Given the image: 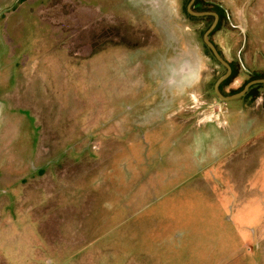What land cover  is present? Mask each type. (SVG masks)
<instances>
[{
  "label": "rangeland",
  "instance_id": "obj_1",
  "mask_svg": "<svg viewBox=\"0 0 264 264\" xmlns=\"http://www.w3.org/2000/svg\"><path fill=\"white\" fill-rule=\"evenodd\" d=\"M79 1L0 0V264H264V87L182 0ZM212 1L232 94L264 0Z\"/></svg>",
  "mask_w": 264,
  "mask_h": 264
},
{
  "label": "flooded vegetation",
  "instance_id": "obj_2",
  "mask_svg": "<svg viewBox=\"0 0 264 264\" xmlns=\"http://www.w3.org/2000/svg\"><path fill=\"white\" fill-rule=\"evenodd\" d=\"M121 1H122L120 3L121 7L128 6V8H130V7H133V6H131L132 5L131 3H134L135 6L138 4L141 7V1L142 0H138V1L135 0L134 2H131L130 0H121ZM182 1H184V4H185V6L183 4L184 12H185V14L187 15L188 18L196 19V20H206V19L210 20V22L208 23L206 29L204 30V32L202 34V44H203V48H204L205 52L208 55H210L213 58V60L218 65H220L222 68H224V72L219 77L216 78V80H215V82L213 84V92L217 96L218 99H220V98H219L218 94L216 93L214 86H215L216 81L227 72V67L216 59V57L212 53L211 49L207 46V44L204 41L205 32L210 28V26L214 22H215V25H214V27L212 28V30L209 32V34L207 36L208 40L214 46V48L216 49V51L220 55V57L227 63V65L229 66V69H230V72H229L228 76L225 79H223L218 85L219 93L222 96L227 97V96L233 95V94L241 91L244 88V86L250 81L257 80V79H264V73L252 75L245 82H243V84L241 86H239V88L234 90L232 94H226L224 92V87L227 86L228 84H230L236 78L238 73H237L235 64L230 62V61H227V59L224 57L222 51L212 41L211 36H212V34H214L221 27L223 21L228 20L229 11H228L227 8H225L222 5V3L220 1L215 2V1H212V0H209V1L208 0H192V3L190 5V7H189L190 10L192 12H195V13H202L200 15H196V14L190 13L189 10H188L189 9L188 8V4L190 3L191 0H182ZM185 1H186V3H185ZM236 27H239V26L236 25ZM242 33H243V31H242ZM245 39H246V34L243 33V45H244ZM0 66H1V63H0ZM157 75H158V73H157ZM260 86L264 87V82H258V83L251 84L247 88L245 93L243 95H241L240 97H238V98L245 97V98L252 99L253 101H255L256 99L259 98L260 94H259L258 90H259ZM238 98H234V99H230V100H223V101H231V100H235V99H238Z\"/></svg>",
  "mask_w": 264,
  "mask_h": 264
},
{
  "label": "water",
  "instance_id": "obj_3",
  "mask_svg": "<svg viewBox=\"0 0 264 264\" xmlns=\"http://www.w3.org/2000/svg\"><path fill=\"white\" fill-rule=\"evenodd\" d=\"M191 3H192V0L190 1V3L188 4V8L190 7V5H191ZM189 10V12L190 13H192V14H196V15H200V14H202V13H195V12H192L191 10H190V8L188 9ZM214 25H215V22L210 26V28L205 32V34H204V41H205V43L207 44V46L211 49V51H212V53L214 54V56L216 57V59L219 61V62H221L223 65H225L226 67H227V72L223 75V76H221L217 81H216V83H215V91H216V93L218 94V96H219V98L221 99V100H230V99H234V98H238V97H240L241 95H243L244 93H245V91L247 90V88L251 85V84H253V83H258V82H264V79H257V80H253V81H250V82H248L245 86H244V88L241 90V91H239V92H237V93H235V94H233V95H230V96H227V97H225V96H222L220 93H219V91H218V85H219V83L223 80V79H225L227 76H228V74H229V72H230V69H229V66L227 65V63L220 57V55L217 53V51H216V49L214 48V46L211 44V42L208 40V34H209V32L212 30V28L214 27Z\"/></svg>",
  "mask_w": 264,
  "mask_h": 264
},
{
  "label": "crops",
  "instance_id": "obj_4",
  "mask_svg": "<svg viewBox=\"0 0 264 264\" xmlns=\"http://www.w3.org/2000/svg\"><path fill=\"white\" fill-rule=\"evenodd\" d=\"M25 1V0H24ZM23 2V1H22ZM29 2V1H28ZM79 2H81V3H84V0H81V1H79ZM45 4V3H44ZM43 4V5H44ZM93 4V3H92ZM10 59V60H9ZM7 60H9L8 62L10 63V65L11 66H18V64H17V61L16 60H14L13 58H12V56L11 55H9L8 57H7ZM0 63H1V66H5V63L6 62H4V61H0ZM8 66V65H7Z\"/></svg>",
  "mask_w": 264,
  "mask_h": 264
},
{
  "label": "trees",
  "instance_id": "obj_5",
  "mask_svg": "<svg viewBox=\"0 0 264 264\" xmlns=\"http://www.w3.org/2000/svg\"><path fill=\"white\" fill-rule=\"evenodd\" d=\"M20 1H24V0H20Z\"/></svg>",
  "mask_w": 264,
  "mask_h": 264
}]
</instances>
